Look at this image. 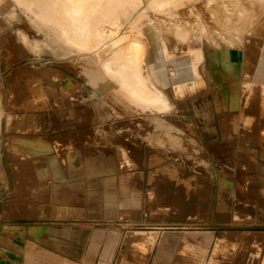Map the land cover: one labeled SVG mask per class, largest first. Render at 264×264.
<instances>
[{"label":"rangeland","instance_id":"374dc122","mask_svg":"<svg viewBox=\"0 0 264 264\" xmlns=\"http://www.w3.org/2000/svg\"><path fill=\"white\" fill-rule=\"evenodd\" d=\"M41 1L48 8L55 7V0ZM173 1L179 5L177 12L156 8L144 17V28L155 33L163 31L165 46L174 53L191 47L210 52L220 45L226 46L227 41L222 37L227 36H235L240 45L249 39L251 80L257 82L253 85L257 93L249 95L241 78L239 93L237 90L235 93L238 94L237 107H230L229 93L213 94L217 123H214L212 132L198 121V117H210V102L191 99L193 112L196 110V114L191 115L192 137L218 141V145H195L191 159H171L170 163H161L160 174L148 173L145 177L144 144L151 127V116L121 118L109 113L107 98L102 91L98 94L96 90L102 81L112 79L103 73L93 57L87 56L90 54L72 52L74 48L65 41L59 19H55L52 12H36L37 4L30 0H0V217L7 219L16 213L19 205L13 203L15 198L21 200L22 205L32 207L33 203L47 197L52 185L76 177L82 187L83 175H86L90 179L96 177L98 189L107 186V206L108 202L110 206L107 218L127 221V224L109 227L124 230L126 235L194 219L193 223L201 221V224L186 227L194 228V231L218 230L224 236L218 244L220 247H207L204 261L212 258V264H264V95H261L259 86L264 80L263 75H258L262 63L261 49H264V0ZM149 3L150 0H115L107 2L104 14H120L121 35L138 11L148 13ZM176 25L192 26V31L202 35V43L189 39L176 46L171 36L170 42V27ZM12 31H17L21 41L28 45L21 50L15 49L17 52L12 53L11 65L5 68L4 60L9 53L3 45ZM142 37L139 32L133 39ZM126 45L110 56H122ZM240 50L244 53L243 49ZM48 66L61 70V76L64 74L60 76L63 79L60 80L62 87H59L63 95L55 93L57 98L54 101L41 99L47 110L41 113V123L35 122V126H40L24 134L46 145L34 147L15 142L13 151L17 156L10 159L6 137L8 113L14 109L12 101L18 96H26L28 89L22 85L15 91L9 83L15 80L19 69L26 75L34 72L38 75ZM115 70L124 75L128 83L134 84V78L126 72L123 64L114 63ZM66 77L71 79V84L65 82L64 85L62 81H66ZM42 83H46V79H42ZM142 85L152 87L144 79ZM149 94L150 107L169 110L167 98L162 93H143L144 97L139 100L143 102ZM200 94L192 93L194 96ZM156 99L154 103L152 100ZM170 100L174 105L173 112L184 109L189 103L178 96L175 99L170 97ZM202 100L205 101L200 104ZM167 116L172 124L183 126L179 114H164ZM71 122L85 127L80 142L71 134L56 135L62 132V123ZM40 132L53 135L41 138ZM172 138L173 142L177 141L173 145L178 146V138ZM171 169L190 173L192 191L184 192L179 187L184 174L182 177H167V171ZM66 174L69 175L67 179L64 178ZM15 178L19 191L14 189ZM117 185L120 191L127 192L125 195L130 204L127 207L120 205L118 212L115 210L117 194L113 192ZM98 194L101 198L102 194ZM183 258L184 264H194L189 255Z\"/></svg>","mask_w":264,"mask_h":264},{"label":"crops","instance_id":"0c3cea01","mask_svg":"<svg viewBox=\"0 0 264 264\" xmlns=\"http://www.w3.org/2000/svg\"><path fill=\"white\" fill-rule=\"evenodd\" d=\"M191 5L193 3H190ZM156 8L177 12L179 5L173 0H150L148 13L138 11L119 37L110 41L98 53L87 55L93 57L98 64L104 65L103 69L100 67L101 70L113 80L102 81L97 86L99 89L96 90V93H104L107 98L109 113L117 114L121 118L151 116V127L146 134L144 144L146 154L143 164L147 168L145 177L148 173L160 174V169L163 167L161 163H170L171 159L176 160L177 157L184 160L191 159L195 145L202 147L209 144L218 145V141L208 142L206 139L197 140L192 137L191 115L196 114V110L193 112L191 99H205L210 102V117H197L202 126L212 132L215 129L214 123H217L213 94L229 93V98L232 100L230 107H237L238 94L235 93L236 90L239 93V86L243 84V82L240 84L241 78L242 81L249 76L252 78L249 39L243 40L240 45L235 36H227V38L222 37L227 41L226 46L220 45L218 49L210 52H202L199 48L191 47L174 53L166 48L163 31L155 33L143 26V22H146L144 17ZM186 25L170 27L169 40L172 38L176 46L182 45L189 39L201 44L202 35L199 36L197 32L192 31V26ZM139 32L143 34L142 41L145 43V48L148 46L143 62V67L145 66L147 71L144 70L143 73L145 75L147 72L149 75L146 74L147 77L153 82L152 87L149 88H144L142 83H138L135 88L133 86L130 88L127 84L122 85L118 81L117 71H108L105 66L112 52L131 42L134 35ZM240 49H243L244 53ZM261 53L260 63H262L258 75H263L264 80V49H261ZM259 86L263 95L264 81ZM153 92L166 96L169 110L150 107L148 104L151 99L150 94L143 102L139 100L144 97L143 93ZM192 93L202 94L194 96ZM176 96L182 97L185 103L186 101L189 103L185 104L184 109L173 112L171 110L174 105L170 97L175 99ZM159 105L158 103L157 106ZM174 113L182 118V127L172 124L168 120L169 116L164 117V114ZM61 125L62 132H57L56 135L71 134L80 142L81 131L85 127L81 128L74 122ZM52 135L53 133L40 132L41 138ZM173 136L178 138V146L173 145ZM182 174L184 180L179 187L184 192L192 191L189 172L172 169L167 171V177H182ZM83 176L82 187L80 180L72 177V180H67L66 183L52 185L47 197L38 203H33L32 207L27 204L22 205L18 198L14 199L13 203L19 205L16 213L7 219L0 217V264H184L183 256L188 255L194 259V264L213 263V260L210 261L212 258L204 261V255L208 246L211 245L212 248L219 246L224 238L223 232L213 229L194 231L192 230L194 228H188L189 225L193 224L196 227L201 221L195 224L194 219H187L177 225L153 226L147 228L148 230L132 231L125 235L124 230L109 227L127 224V221L107 218L110 208L109 202L107 206V186L98 189L96 177L90 179L86 175ZM64 178H69V175H64ZM106 178L107 176L104 180ZM15 187L14 185L17 191L18 188ZM98 192L102 194L101 198H98ZM113 192L117 194L115 206L117 212L121 206H130L125 195L127 192L120 191L118 185Z\"/></svg>","mask_w":264,"mask_h":264},{"label":"bare ground","instance_id":"6f19581e","mask_svg":"<svg viewBox=\"0 0 264 264\" xmlns=\"http://www.w3.org/2000/svg\"><path fill=\"white\" fill-rule=\"evenodd\" d=\"M30 1L32 3L37 4L36 12L38 13L52 12L53 17L55 19H59V22L62 24V35L65 41L68 43V45H71L74 48L72 52L75 53L78 52L81 55L96 54L100 50H102L110 41H112L113 39L117 38L120 35V22H121L120 14L118 12L111 13L108 15L104 14L106 12L107 2L110 3L115 0H55L54 8L46 7L41 0H30ZM56 7H58V10ZM47 18L49 19V17ZM141 35H143L142 32ZM143 42L144 41H142V39H133L131 42H128V44L126 45L125 51L122 54V56H118V57L109 56L108 58L106 57L107 63L105 62V66H107V70L114 71V63L123 64L126 69V72L130 73L131 76L134 78L135 85L138 83H142V80L144 79L148 83V85L152 86L153 82H150L151 78L149 80V78L147 77L148 73L146 72L145 75L143 73V71L146 70L145 66L143 67L144 55L146 54L145 51L146 48L148 47L146 46L145 48L144 46L145 43ZM27 45L21 41V38H19L17 31L10 32L6 36L5 44L3 45L4 46L3 48L8 50L9 53V56L4 60V67L8 68L11 65L12 62L11 56L12 53H14L15 49L17 48L23 49V47ZM119 48L120 47L116 48L115 50L113 49L114 50L113 52L117 51ZM99 65H101L100 67L103 69L104 65L102 66V64L100 63ZM34 74L30 73L26 75L24 70L19 69L17 72V77H15V80L9 83V87L13 88L15 91L21 89L20 87L22 85H24V87L28 89L27 90L28 94L26 93L27 94L26 96H20V97L18 96L16 100L12 101V105L14 109L9 111L8 113V125H7L6 137L9 143L8 157L10 159H13V157L15 158V156H17V154L13 151V144L15 142L16 143L24 142L25 144L34 147H43L46 145V143L41 142L38 139L28 138L24 134L29 132L31 129L36 130L40 126V125L35 126L36 124L35 122L37 121L38 123L39 122L41 123V116H42L41 113L47 110L44 109L45 106L44 103L41 101V99L43 100L49 99L54 101V99L57 98L58 93L60 95H63L59 91V87H62L60 84V80L63 79V78L60 79V76L62 74L61 70L57 69L54 66H48L41 69L38 75H34ZM62 76H64V74ZM117 77L119 83H121L122 85L126 86L127 84L130 88L134 85L128 83V81L125 80L124 75H122L120 72L117 73ZM42 79L43 81L46 79V83H42ZM62 82L64 83V85L65 82H70V84L72 83L70 78H67L66 81H62ZM256 83H257L256 81L251 80L250 76L247 77L245 81H243L244 89L249 91V95L257 93V90H255L253 87L254 84L257 85ZM152 101L155 103L157 99ZM172 143L177 144V141L176 142L172 141ZM14 171L15 170L12 167V172ZM14 181H15L14 184L16 186L15 188H18L19 184L17 179H15ZM147 198L149 199V196Z\"/></svg>","mask_w":264,"mask_h":264}]
</instances>
